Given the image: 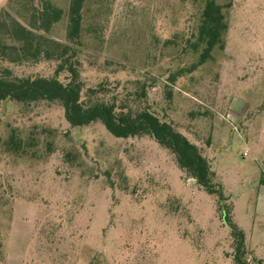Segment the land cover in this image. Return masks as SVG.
<instances>
[{"label": "rangeland", "instance_id": "1", "mask_svg": "<svg viewBox=\"0 0 264 264\" xmlns=\"http://www.w3.org/2000/svg\"><path fill=\"white\" fill-rule=\"evenodd\" d=\"M42 1L1 0L0 26L29 27ZM48 1L63 14L37 33L75 49L83 99L99 87L195 143L242 231L246 263L264 264V0L224 7V47L194 69L203 0H84L73 43L70 0ZM0 40L19 44L1 28ZM15 58L0 55V73H54L53 59ZM234 244L217 196L150 136L71 126L59 102L0 103V264H234Z\"/></svg>", "mask_w": 264, "mask_h": 264}, {"label": "trees", "instance_id": "2", "mask_svg": "<svg viewBox=\"0 0 264 264\" xmlns=\"http://www.w3.org/2000/svg\"><path fill=\"white\" fill-rule=\"evenodd\" d=\"M83 1L70 0L69 3L67 38L72 43L79 39ZM231 1L228 0L223 6L216 0H203L193 42L195 48L201 47V52L198 61L192 64L190 69L208 59L215 46L224 47L223 36L228 25L223 8L230 7ZM62 14L61 8L48 0H43L41 8L33 14L29 27L17 20L0 26L5 37L19 43L14 45L0 42L1 56L7 55L8 49H12L16 52V62L24 60L37 62L41 59L56 61L54 73L49 76H14L10 75L7 69L4 70V73H0V103L6 99L22 103L59 102L63 107L64 117L71 126H83L100 121L115 137L150 136L174 155L177 166L192 177L198 186L217 196V209L235 236L233 262L247 264L242 231L232 223L231 206L225 203L227 197L223 187L220 182L213 179L214 172L196 144L176 130L170 122L160 119L147 108L123 106L117 104L115 100L97 96L102 91L99 87L88 88L87 99H83V83L78 71L79 61L73 58L75 49L68 43H59L37 33L48 31ZM63 71L68 73L66 81L59 78ZM179 73V71L173 73L172 79ZM141 94L143 95L144 91ZM9 143L14 147L18 145L13 137H10Z\"/></svg>", "mask_w": 264, "mask_h": 264}, {"label": "built area", "instance_id": "3", "mask_svg": "<svg viewBox=\"0 0 264 264\" xmlns=\"http://www.w3.org/2000/svg\"><path fill=\"white\" fill-rule=\"evenodd\" d=\"M0 6H1V0H0Z\"/></svg>", "mask_w": 264, "mask_h": 264}]
</instances>
